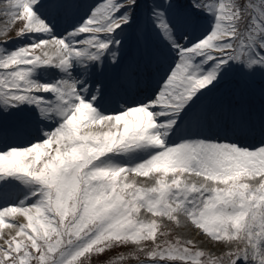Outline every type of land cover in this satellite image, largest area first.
Here are the masks:
<instances>
[{
  "label": "snow or ice",
  "instance_id": "obj_1",
  "mask_svg": "<svg viewBox=\"0 0 264 264\" xmlns=\"http://www.w3.org/2000/svg\"><path fill=\"white\" fill-rule=\"evenodd\" d=\"M0 5V264H264V0Z\"/></svg>",
  "mask_w": 264,
  "mask_h": 264
},
{
  "label": "rangeland",
  "instance_id": "obj_2",
  "mask_svg": "<svg viewBox=\"0 0 264 264\" xmlns=\"http://www.w3.org/2000/svg\"><path fill=\"white\" fill-rule=\"evenodd\" d=\"M1 15H0V28H3V26H4V22H5V17L3 16V14L2 13H0ZM16 27H18L19 26V23L17 22V24L15 25ZM12 31H14V29L12 30ZM11 34V33H10ZM3 37H0V39H2ZM138 179H144V178H138ZM185 237H188V238H195V239H197V241H199L201 238L200 237H198V236H194V233L190 230V229H180L179 230ZM205 246L207 247L208 245L207 244H205Z\"/></svg>",
  "mask_w": 264,
  "mask_h": 264
},
{
  "label": "bare ground",
  "instance_id": "obj_3",
  "mask_svg": "<svg viewBox=\"0 0 264 264\" xmlns=\"http://www.w3.org/2000/svg\"><path fill=\"white\" fill-rule=\"evenodd\" d=\"M0 7H2V5H0ZM1 15V14H0Z\"/></svg>",
  "mask_w": 264,
  "mask_h": 264
}]
</instances>
